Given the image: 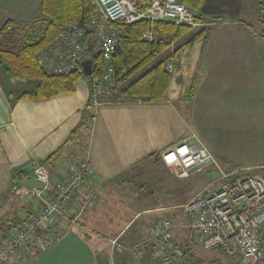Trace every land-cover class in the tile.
<instances>
[{"label":"crops","instance_id":"crops-1","mask_svg":"<svg viewBox=\"0 0 264 264\" xmlns=\"http://www.w3.org/2000/svg\"><path fill=\"white\" fill-rule=\"evenodd\" d=\"M40 1L0 0V29L8 21L31 22ZM195 15L208 25L202 27L206 29L204 42L198 41L184 49L196 52L191 59L192 77L188 74L181 77L180 89L170 96L171 78L162 102L91 106L92 119L87 118L83 127L80 124L90 97L86 80L76 83L74 93L40 101L19 100L11 105L7 90L23 85L0 75V222H19L29 216L26 193L37 185L32 169L35 163L49 159L51 165L45 168L52 180L74 164L87 160L95 170L98 197L110 183L136 178V172L146 164L164 172L167 181L179 179L163 166L159 155L186 137L206 148L216 161L219 158L225 164L230 163L224 168L218 164L224 171L246 169L254 173L264 167V164L243 166L221 158L225 153L220 144L235 133L243 151L253 154L258 148L259 158L255 162L264 160V148L260 149L261 143L264 144L260 139L264 135V3L261 0H202ZM191 53H187L188 58ZM171 64L174 70L173 61ZM191 86L194 93L186 101ZM74 130L77 133L72 136ZM230 165L236 168L232 170ZM203 172L217 175L210 169ZM100 203L92 210L77 214L78 224L69 229L60 244L31 258L28 264H36L48 252H58L66 240L85 246V259H102L96 252L92 257L88 248L102 242L86 236L91 242L86 243L82 240L84 236L75 233H82L80 229L87 230L93 224L103 229L106 241L118 240L132 219L109 236V229L95 218ZM172 208L154 209L165 212ZM150 261L160 263L151 257Z\"/></svg>","mask_w":264,"mask_h":264},{"label":"built area","instance_id":"built-area-1","mask_svg":"<svg viewBox=\"0 0 264 264\" xmlns=\"http://www.w3.org/2000/svg\"><path fill=\"white\" fill-rule=\"evenodd\" d=\"M97 15L85 27L68 26L56 40L43 47L36 63L45 72L66 75L83 73L82 63H91V103L121 104L117 97L110 56L116 48L118 32L113 25H127L139 20L171 22L196 28L207 24L196 20L194 12L177 0H149L143 7L135 0H94ZM154 33L143 35L152 41ZM92 55L103 59L100 77L93 73ZM163 69L171 73L172 64ZM160 160L175 178L185 179L205 169L217 176L188 202L180 205L187 217V240L206 251L219 252L234 264H264L261 229L264 225V167L249 173L246 169L230 172L218 165L215 157L191 138L181 139L160 153ZM244 172V173H240ZM32 177L37 185L29 188L25 200L29 216L11 232L0 238V264H10L35 252L55 247L72 226L78 224L77 214L98 205L97 180L94 168L87 160L80 161L57 179L41 163H35ZM176 216L168 214L149 228V237L135 248L139 255L150 253L153 259L169 262L181 256V249L172 229ZM116 240L112 241V243ZM176 259V258H175Z\"/></svg>","mask_w":264,"mask_h":264},{"label":"trees","instance_id":"trees-1","mask_svg":"<svg viewBox=\"0 0 264 264\" xmlns=\"http://www.w3.org/2000/svg\"><path fill=\"white\" fill-rule=\"evenodd\" d=\"M136 1L140 2L145 8L149 5V0ZM177 1L194 13L202 3V0ZM96 15L97 9L94 0H41L37 15L31 22L8 21L5 23L0 29V75L6 79H16L18 80L17 83L23 85L21 88L7 90V97L11 105L19 100L40 101L63 93H74L75 85L80 79L88 82L91 95L92 80L90 76L81 75L77 72L66 75L49 74L37 65L36 57L43 47L57 39L63 29L73 25L84 28L89 20ZM196 20L200 19L196 17ZM109 26L115 28L118 32L116 48L110 56V64L113 69L112 78L115 88L119 91L111 101L116 102L117 97H119L122 104L164 101L171 82V73L163 69L164 63L171 62V58L176 55L178 50L190 47L198 41L204 42L206 36V29L200 28L198 32L191 33V30H193L191 28L165 21L151 23L147 20H139L127 25L111 24ZM35 30L37 35L30 34ZM149 32L154 33V38L150 42L143 39V35ZM262 38L264 39V35H262ZM177 43L179 46L172 49V46ZM166 52L168 54L164 59L156 60ZM91 59L93 73L100 77L103 72V59L98 55H92ZM145 67H147L146 70L138 75ZM135 75L138 76L127 86L121 88L124 83ZM20 79H23V81H19ZM193 93L194 87L191 86L185 100L190 101ZM91 102V97H89L80 127L85 125L87 118L92 119L89 111L92 106ZM76 133L77 131L74 130L72 136ZM41 164L49 167L51 165L50 159L41 162ZM230 167L231 169L236 168V166ZM165 216L167 215L162 216L158 221ZM156 222L154 221V223ZM20 223L21 221L0 222V238L6 236ZM153 224L147 226L145 232L140 233L137 228V220H135L130 227L136 232L137 237L134 238L132 233L130 236L124 233L118 241L123 247L127 248L128 246V249L131 250L133 246L136 247L147 236L149 237V228ZM126 236L131 237L129 242L128 239L126 241ZM261 237L264 248V225L261 229ZM179 246L182 252L180 259L176 260L174 258L166 264H234L231 259L223 254H217V257L207 260L203 259L199 255L201 247L198 248V245L190 243L186 239L181 240ZM202 250L206 252V250ZM140 256H146L149 259L151 257L150 253ZM26 258L28 257L23 259Z\"/></svg>","mask_w":264,"mask_h":264},{"label":"rangeland","instance_id":"rangeland-1","mask_svg":"<svg viewBox=\"0 0 264 264\" xmlns=\"http://www.w3.org/2000/svg\"><path fill=\"white\" fill-rule=\"evenodd\" d=\"M261 1H263L264 3V0ZM255 22L256 21L254 19V23ZM200 28L202 27L191 28L193 29L191 30V33L198 32ZM30 34L37 35L36 30L33 33L31 32ZM178 46V43L174 44L172 46V49L177 48ZM184 49L178 50L176 52V55L171 58V61H173L174 63V70H172V73L170 74L172 78L171 87L168 92L170 96H172L175 92L178 91V89H180L179 81L181 80V77H186L187 74L190 76V78L192 77L193 63L191 59L192 57L194 58L196 52L194 51L193 53H191L188 52L189 49ZM187 53H191V58H188ZM167 54L168 52H166L156 60L160 61L164 59ZM146 68L147 67L142 69L138 73V75L143 73ZM138 75L130 78L121 86V88L127 86ZM19 81H23V79H20ZM118 91L119 89L116 88L115 94H117ZM184 92L185 91H183V93ZM179 104L180 103L177 102V105ZM260 139L264 140L263 134L260 135ZM220 144H222L221 149L225 153V155H222L221 157L223 159H230L231 161L233 160V162H237L238 164H241L243 166L250 167L264 164V160L255 162L259 158V152H257L258 148L254 149L253 154L248 153V151H243L245 149L244 147H241L240 140H237L235 138V133H232L229 135V137L223 139ZM259 144L260 143H258L257 145L259 146ZM262 148H264V144L261 143L260 149ZM217 162L220 166H223V168L224 165L228 166L230 164L223 163L219 158H217ZM254 163H256L257 165H253ZM136 173H138L137 177L133 180L119 179L116 182L110 183L104 189L103 194L98 197V200L101 203L99 205V208H97L98 211L95 213V218L97 216L98 221L102 225H105L107 230L109 229V236H112V234L118 232V230H120V228H122L124 224H126V222H128V220L130 219H132V221L130 222L131 225L135 220H137V228L141 233L145 232L147 226L149 227L150 224L154 223V221L156 222L162 216L171 214L173 212L172 214L176 216L172 229L174 238L178 244L181 243V240L183 239L187 240V217L183 213H181L180 205L188 202V200H190L198 190L205 188L212 181V179L217 176L216 173L213 172V174L210 175H207L206 172H203L202 174L198 173L197 175H193L185 179H174L173 181L175 182H173L172 180L167 181V179H165L166 177L164 176V172H159L154 167H152L151 165L148 166L147 164L140 167ZM164 206H173V208L171 211L168 210L165 212H157V210L154 209ZM88 227L89 228L87 230H85L86 228L80 229L82 233L77 234L76 232L75 234L84 236L85 238L82 240H86V243H91L86 238V236H89L92 241H96L98 239L100 242H102L98 244L95 243V245L93 244L90 247L87 245L88 248H90L89 251H91V255L96 252L97 254H100L102 256V259L96 261L91 258L89 260L85 259V246H83L79 242L72 243V240H66V243L62 247H60L58 252L52 251L46 253L45 257L41 258V260L39 262H36V264H155L151 261L149 262L150 259L148 257L140 256L137 253L135 246H133L131 250L125 251L128 250V248L123 247V245L120 244L117 239H115L116 242L114 243H112V241L114 240L106 241V235L105 232H103V229L101 230L93 224L88 225ZM76 230H79V228H77ZM125 233L128 234L127 236H130L132 233V236H134V238L137 237L136 232L133 231V228L131 227L127 228V231ZM130 238H128V242ZM59 244L60 243H58L55 247H57ZM197 247L199 248L200 246L198 245ZM178 248L180 249V246ZM200 250L201 252H199V255L206 260L212 257H217L218 255H222L221 253L215 251L205 252L201 248ZM46 251L35 252L32 257L21 260L18 259L10 264H28V261L31 260V258H35L38 254L44 253ZM180 257L181 256H176L175 258L176 260H178L180 259ZM157 260H159L160 262H157V264H166L163 259Z\"/></svg>","mask_w":264,"mask_h":264},{"label":"water","instance_id":"water-1","mask_svg":"<svg viewBox=\"0 0 264 264\" xmlns=\"http://www.w3.org/2000/svg\"><path fill=\"white\" fill-rule=\"evenodd\" d=\"M82 67H83V73L86 76L91 75L92 69H91V63L89 60H86L82 63Z\"/></svg>","mask_w":264,"mask_h":264}]
</instances>
